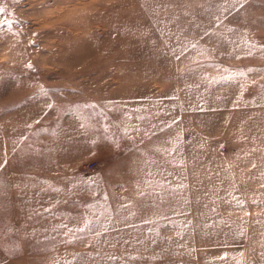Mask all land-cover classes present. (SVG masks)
Here are the masks:
<instances>
[{
	"label": "rangeland",
	"instance_id": "rangeland-1",
	"mask_svg": "<svg viewBox=\"0 0 264 264\" xmlns=\"http://www.w3.org/2000/svg\"><path fill=\"white\" fill-rule=\"evenodd\" d=\"M0 8V264H264V0Z\"/></svg>",
	"mask_w": 264,
	"mask_h": 264
},
{
	"label": "snow or ice",
	"instance_id": "snow-or-ice-1",
	"mask_svg": "<svg viewBox=\"0 0 264 264\" xmlns=\"http://www.w3.org/2000/svg\"><path fill=\"white\" fill-rule=\"evenodd\" d=\"M0 12H3V9L2 8H0ZM11 23H12L11 21H7V20L0 21V24H11Z\"/></svg>",
	"mask_w": 264,
	"mask_h": 264
}]
</instances>
